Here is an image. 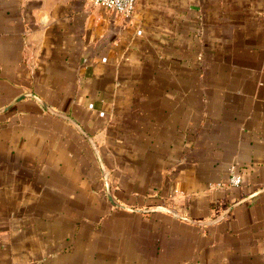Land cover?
Here are the masks:
<instances>
[{
    "label": "crops",
    "instance_id": "crops-1",
    "mask_svg": "<svg viewBox=\"0 0 264 264\" xmlns=\"http://www.w3.org/2000/svg\"><path fill=\"white\" fill-rule=\"evenodd\" d=\"M27 93L105 174L1 113L0 264H264V0H0V110Z\"/></svg>",
    "mask_w": 264,
    "mask_h": 264
},
{
    "label": "built area",
    "instance_id": "built-area-1",
    "mask_svg": "<svg viewBox=\"0 0 264 264\" xmlns=\"http://www.w3.org/2000/svg\"><path fill=\"white\" fill-rule=\"evenodd\" d=\"M92 6L129 18L135 9L136 0H88ZM92 107V106H89ZM228 184L230 187L241 185V177L236 166L229 169Z\"/></svg>",
    "mask_w": 264,
    "mask_h": 264
},
{
    "label": "water",
    "instance_id": "water-1",
    "mask_svg": "<svg viewBox=\"0 0 264 264\" xmlns=\"http://www.w3.org/2000/svg\"><path fill=\"white\" fill-rule=\"evenodd\" d=\"M33 99L34 101H36L48 114H50L51 116L53 117H56V118H60L62 120H65V121H68L70 124H72L74 126V128L87 140V142L89 143L91 149L93 150L94 154L96 155L97 157V160H98V163H99V166L101 168V171L103 174H105V170H104V167H103V164H102V161L100 159V156L97 152V148L95 146V144L93 143L91 137L83 131V129L72 119L70 118L69 116H66L64 114H60V113H57L55 111H53L47 104H45L40 98H38L37 96H35L34 94H30V93H27V94H23L21 95L20 97H18L15 101H13L11 104H9L7 107H5L4 109L0 110V114L7 111L9 108H11L12 106H14L15 104H17L18 102L24 100V99ZM264 191V190H263ZM107 196H108V200L111 201V196H110V193H109V189L107 188ZM240 204V202L238 204H235L233 206H231L225 213L223 216L226 215V213H228L231 209L235 208L236 206H238Z\"/></svg>",
    "mask_w": 264,
    "mask_h": 264
}]
</instances>
